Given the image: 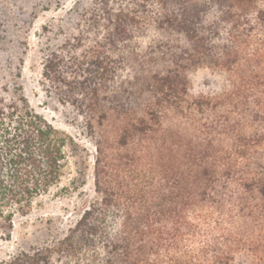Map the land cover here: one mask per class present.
Here are the masks:
<instances>
[{
  "label": "trees",
  "instance_id": "1",
  "mask_svg": "<svg viewBox=\"0 0 264 264\" xmlns=\"http://www.w3.org/2000/svg\"><path fill=\"white\" fill-rule=\"evenodd\" d=\"M42 65L94 147L72 188L90 168L96 196L61 238L1 264H264V0H90ZM199 68L223 88L190 97ZM79 147L0 98L4 225Z\"/></svg>",
  "mask_w": 264,
  "mask_h": 264
},
{
  "label": "rangeland",
  "instance_id": "2",
  "mask_svg": "<svg viewBox=\"0 0 264 264\" xmlns=\"http://www.w3.org/2000/svg\"><path fill=\"white\" fill-rule=\"evenodd\" d=\"M89 2L0 0V98L6 104L27 103L80 146L66 148L60 180L33 197L26 215L14 214L12 230L4 225L0 215V264L16 252L52 244L61 238L79 216L83 208L81 202L88 204L96 196L90 168L86 186L80 190L72 188L73 179L78 177L77 167L86 162L92 166L94 154L83 118L72 105L62 103L55 91L44 85L42 76L46 54L61 46L68 33L75 30ZM190 78V97L212 95L225 85L224 76L208 68H199ZM76 183H80V179Z\"/></svg>",
  "mask_w": 264,
  "mask_h": 264
}]
</instances>
